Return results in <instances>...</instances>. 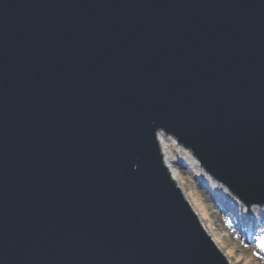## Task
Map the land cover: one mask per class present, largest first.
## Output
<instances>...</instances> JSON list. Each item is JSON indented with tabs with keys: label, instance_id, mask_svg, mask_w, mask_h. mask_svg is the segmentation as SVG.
<instances>
[{
	"label": "water",
	"instance_id": "water-1",
	"mask_svg": "<svg viewBox=\"0 0 264 264\" xmlns=\"http://www.w3.org/2000/svg\"><path fill=\"white\" fill-rule=\"evenodd\" d=\"M158 130L264 205V0H0V264H230Z\"/></svg>",
	"mask_w": 264,
	"mask_h": 264
},
{
	"label": "rangeland",
	"instance_id": "rangeland-1",
	"mask_svg": "<svg viewBox=\"0 0 264 264\" xmlns=\"http://www.w3.org/2000/svg\"><path fill=\"white\" fill-rule=\"evenodd\" d=\"M172 149L175 158L183 155L179 154L176 146ZM184 162L186 169L180 168L182 183L224 250L216 244L218 248L235 264H264V249L260 248V237L264 236V205H254L251 210L241 203H235L236 207H232L223 201L222 195L219 194H216V200L213 196L216 187L210 189L205 183H201L202 173L204 174L202 169L190 161L189 157ZM211 184H215L214 181ZM224 193L228 199L233 200L225 190ZM249 224L251 227L246 234L244 230Z\"/></svg>",
	"mask_w": 264,
	"mask_h": 264
},
{
	"label": "bare ground",
	"instance_id": "bare-ground-1",
	"mask_svg": "<svg viewBox=\"0 0 264 264\" xmlns=\"http://www.w3.org/2000/svg\"><path fill=\"white\" fill-rule=\"evenodd\" d=\"M157 137H158L160 149H161V152L163 155V162L166 165L168 171H170L171 178L174 180L176 185L181 189V191L184 193L185 198L187 199V201L190 203V205L195 210L203 228L213 238V240L220 247V249L224 250L222 248V245L220 244L218 238L215 236L212 229L210 228L209 224L204 219L203 214L200 212V210L198 209V207L194 203L193 199H191L189 193L187 192L186 188L184 187V185L182 183V177L180 176V172H181L180 168L181 167L185 168L186 164H184L185 163L184 161L186 160L187 157H189L190 161H192L197 167H200L201 169H203L202 166H200L198 159L193 155L191 150L184 147L181 143H178V152H179V154H183V155H179L178 158H175L173 155V149H172L173 145H172V142H170V141H172V138H174V137L171 136V134L165 132L164 130H158ZM187 164H189V163H187ZM204 172H205V170H204ZM202 177H203V179L201 178V183L203 181H204L203 183H205L207 181L206 179L209 180L207 182H213L214 181L218 186V187H216L215 190L220 189V188L222 189L224 187L223 185L218 184L217 183L218 181L216 182V180H214V178H211L208 173L207 174L202 173ZM204 177H205V179H204ZM209 178H211V179H209ZM210 180H212V181H210ZM213 196L216 198V200H218L216 197V193L213 192ZM232 207H236V205L233 204ZM253 207H254V205H253ZM250 227L251 226L249 224L248 228H246L247 230L246 229L244 230V233L247 234ZM229 262H230V264H235L231 258L229 259Z\"/></svg>",
	"mask_w": 264,
	"mask_h": 264
},
{
	"label": "built area",
	"instance_id": "built-area-1",
	"mask_svg": "<svg viewBox=\"0 0 264 264\" xmlns=\"http://www.w3.org/2000/svg\"><path fill=\"white\" fill-rule=\"evenodd\" d=\"M172 136V135H171ZM174 137V136H173ZM170 142H172V145L173 146H176L177 148H178V140L174 137V138H172V141H170Z\"/></svg>",
	"mask_w": 264,
	"mask_h": 264
},
{
	"label": "snow or ice",
	"instance_id": "snow-or-ice-1",
	"mask_svg": "<svg viewBox=\"0 0 264 264\" xmlns=\"http://www.w3.org/2000/svg\"><path fill=\"white\" fill-rule=\"evenodd\" d=\"M262 243H261V247H264V236L260 237Z\"/></svg>",
	"mask_w": 264,
	"mask_h": 264
},
{
	"label": "trees",
	"instance_id": "trees-1",
	"mask_svg": "<svg viewBox=\"0 0 264 264\" xmlns=\"http://www.w3.org/2000/svg\"><path fill=\"white\" fill-rule=\"evenodd\" d=\"M262 230H263V229H262ZM260 248H261V249H264V247H261V245H260Z\"/></svg>",
	"mask_w": 264,
	"mask_h": 264
}]
</instances>
